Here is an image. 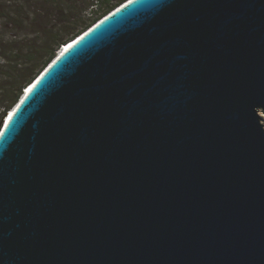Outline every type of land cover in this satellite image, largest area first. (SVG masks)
<instances>
[{"label":"water","instance_id":"1","mask_svg":"<svg viewBox=\"0 0 264 264\" xmlns=\"http://www.w3.org/2000/svg\"><path fill=\"white\" fill-rule=\"evenodd\" d=\"M65 44L0 118V264H264V0H125Z\"/></svg>","mask_w":264,"mask_h":264},{"label":"trees","instance_id":"2","mask_svg":"<svg viewBox=\"0 0 264 264\" xmlns=\"http://www.w3.org/2000/svg\"><path fill=\"white\" fill-rule=\"evenodd\" d=\"M32 1L44 3V24H39L38 28L36 25V28L32 27L28 35L34 34L33 37L26 34L19 36V31H27L30 23V12L25 4ZM123 1L125 0H1L0 118L11 110L26 85L67 41L81 34ZM93 4L95 8L87 13ZM5 31L14 33L11 40H6Z\"/></svg>","mask_w":264,"mask_h":264},{"label":"rangeland","instance_id":"3","mask_svg":"<svg viewBox=\"0 0 264 264\" xmlns=\"http://www.w3.org/2000/svg\"><path fill=\"white\" fill-rule=\"evenodd\" d=\"M25 8L27 9L28 12H30V23L29 24L27 23L28 24L27 31H19V33H18L19 36H23L24 34L28 35L29 31L32 30V27L38 28L39 24H41V25L44 24V13H45L44 12V3H35L32 1V2L25 4ZM93 8H95V4L90 6V8L87 10V13ZM32 12H34V13H32ZM35 25H36V27H35ZM13 34L14 33L12 31H5L4 36H5L6 40H11L13 38L12 37ZM33 35L34 34H30L28 36L33 37ZM261 122L264 126V116H262Z\"/></svg>","mask_w":264,"mask_h":264},{"label":"bare ground","instance_id":"4","mask_svg":"<svg viewBox=\"0 0 264 264\" xmlns=\"http://www.w3.org/2000/svg\"><path fill=\"white\" fill-rule=\"evenodd\" d=\"M70 43H71V42H70ZM70 43H69V44H70ZM69 44H68V45H69ZM66 45H67V44H64L63 46H66ZM65 48H67V47H64V48L62 49V51L65 50ZM57 55H58V54H57ZM57 55H56V56H57ZM25 89H26V88H25ZM28 90H29V87H28V89H27L26 91H24V92L22 93V95H25V94L28 92ZM9 112H10V113H9L8 117L6 116L7 118L5 119V123H7V121L9 120V116L11 115L12 110H10Z\"/></svg>","mask_w":264,"mask_h":264}]
</instances>
